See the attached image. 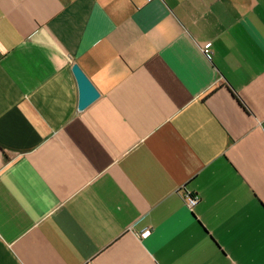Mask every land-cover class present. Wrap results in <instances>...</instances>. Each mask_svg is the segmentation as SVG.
<instances>
[{
  "label": "crops",
  "instance_id": "0c3cea01",
  "mask_svg": "<svg viewBox=\"0 0 264 264\" xmlns=\"http://www.w3.org/2000/svg\"><path fill=\"white\" fill-rule=\"evenodd\" d=\"M0 264H264V0H0Z\"/></svg>",
  "mask_w": 264,
  "mask_h": 264
},
{
  "label": "water",
  "instance_id": "95a60500",
  "mask_svg": "<svg viewBox=\"0 0 264 264\" xmlns=\"http://www.w3.org/2000/svg\"><path fill=\"white\" fill-rule=\"evenodd\" d=\"M72 72L75 76L79 92L78 109L81 110L92 103L99 96V92L77 64L72 66Z\"/></svg>",
  "mask_w": 264,
  "mask_h": 264
},
{
  "label": "built area",
  "instance_id": "2783aa9c",
  "mask_svg": "<svg viewBox=\"0 0 264 264\" xmlns=\"http://www.w3.org/2000/svg\"><path fill=\"white\" fill-rule=\"evenodd\" d=\"M149 1V0H148ZM204 52L207 53L208 52V47L204 48ZM186 200H187V204L190 207H194L197 203H198V198L196 196H192L191 194L186 193L185 194ZM149 231H145L142 233V235H147Z\"/></svg>",
  "mask_w": 264,
  "mask_h": 264
}]
</instances>
